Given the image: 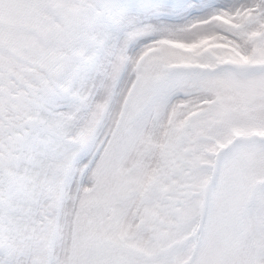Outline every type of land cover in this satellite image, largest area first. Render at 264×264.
<instances>
[{"label": "snow or ice", "instance_id": "6c2138e0", "mask_svg": "<svg viewBox=\"0 0 264 264\" xmlns=\"http://www.w3.org/2000/svg\"><path fill=\"white\" fill-rule=\"evenodd\" d=\"M0 264H264V0H0Z\"/></svg>", "mask_w": 264, "mask_h": 264}]
</instances>
